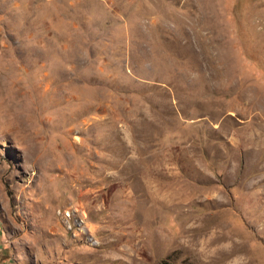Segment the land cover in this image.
Listing matches in <instances>:
<instances>
[{
  "label": "rangeland",
  "instance_id": "obj_1",
  "mask_svg": "<svg viewBox=\"0 0 264 264\" xmlns=\"http://www.w3.org/2000/svg\"><path fill=\"white\" fill-rule=\"evenodd\" d=\"M0 264H264V0H0Z\"/></svg>",
  "mask_w": 264,
  "mask_h": 264
}]
</instances>
